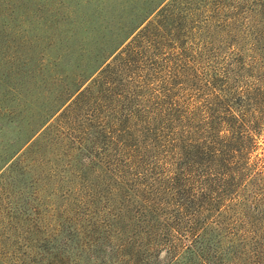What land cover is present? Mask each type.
<instances>
[{"label": "rangeland", "instance_id": "obj_1", "mask_svg": "<svg viewBox=\"0 0 264 264\" xmlns=\"http://www.w3.org/2000/svg\"><path fill=\"white\" fill-rule=\"evenodd\" d=\"M157 1L0 0V264H264V0Z\"/></svg>", "mask_w": 264, "mask_h": 264}, {"label": "trees", "instance_id": "obj_2", "mask_svg": "<svg viewBox=\"0 0 264 264\" xmlns=\"http://www.w3.org/2000/svg\"><path fill=\"white\" fill-rule=\"evenodd\" d=\"M162 1H164V0H158L154 4V7H152V8L150 7V8L144 9L145 11L143 12V16H142L140 22H138L134 26V28L132 27V29L126 34L125 37H128L136 28H138L146 20V17L152 12V10L155 9V7H157ZM106 59L107 58H105V60ZM257 79H255V80H257ZM252 84L245 85V90L243 91L245 93L244 101H245L246 104L250 103L251 101L264 100V85L262 86L263 87V91H261V89L255 88Z\"/></svg>", "mask_w": 264, "mask_h": 264}]
</instances>
